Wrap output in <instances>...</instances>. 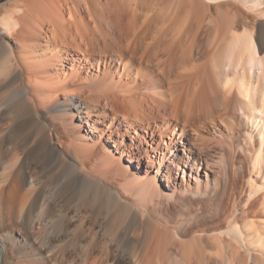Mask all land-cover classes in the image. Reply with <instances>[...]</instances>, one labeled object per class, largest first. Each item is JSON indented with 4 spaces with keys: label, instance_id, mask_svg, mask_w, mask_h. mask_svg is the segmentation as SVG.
I'll return each instance as SVG.
<instances>
[{
    "label": "bare ground",
    "instance_id": "bare-ground-1",
    "mask_svg": "<svg viewBox=\"0 0 264 264\" xmlns=\"http://www.w3.org/2000/svg\"><path fill=\"white\" fill-rule=\"evenodd\" d=\"M194 47L208 51L199 64ZM221 54L260 79L229 81L221 113L212 79L204 114L195 99L168 102L166 81L171 95L195 93ZM255 130L264 163V0L0 4V264H229L248 256L236 242L264 254V179L241 208L243 233L229 210L225 229L205 214L188 240L181 225L195 214L170 225L162 215L178 192L199 191L202 172L208 186L235 134ZM210 143L221 147L209 161Z\"/></svg>",
    "mask_w": 264,
    "mask_h": 264
},
{
    "label": "rangeland",
    "instance_id": "rangeland-1",
    "mask_svg": "<svg viewBox=\"0 0 264 264\" xmlns=\"http://www.w3.org/2000/svg\"><path fill=\"white\" fill-rule=\"evenodd\" d=\"M9 1H11V0H9ZM7 2H8V0H0V4H4V3H7ZM93 19H95V17H92V18L89 17V26L88 27H90V29L91 28L92 29L95 28V25H94L95 23L93 24V21H94ZM113 30H114V28L110 27V31H107L109 34H111L110 36L114 35V31ZM101 32H102V38H104V39H102V41H101V36L97 35L98 36L97 42H99V44H101V45H104L106 43L109 44L108 35H106L105 29L103 31H101ZM77 37H78V39H81L80 34ZM104 41H106V42H104ZM193 53L196 54L195 63L199 64L200 62L204 61L205 56L207 55L208 51H207V48H205V47L197 48V49H196V47H194L193 48ZM195 54H194V56H195ZM225 58L226 57L224 56V54L223 55L221 54L220 58L215 62L216 64L215 63L213 65L209 64L210 70L208 71V73H210V72H212V73L207 75L208 73L205 71V74L206 73L207 74L205 75V77L203 76L204 77L203 79L205 81L202 80V83H203L202 84V88L200 89L198 87L196 89L195 93H194V91L190 92V94L191 93L195 94V95L192 94V97H191L190 94L187 95V93H186L187 91H186L185 87L183 88L184 91L182 90L181 87L177 90V92L181 93L182 96L181 95L179 96V94H173V93L171 95V93H170L171 91H169V87H168L169 85H168V83L166 81L164 89H165V91L169 92V93L166 92L167 97H168L167 98L168 102L170 101L169 103L171 105H172V102H173L174 103L173 106L175 104L176 105L180 104V106H182L183 103H186L187 101L195 99L196 102L199 104V107L201 109L200 113L204 114V111L207 110L206 109V104L208 103L206 101V97H207L206 95L207 94L212 95V93H211V91H210V89L208 87V82H210V80L208 81L207 79H212V81L214 80V82L217 84L218 89H220V93H221V96H220V100L221 101H220V105H219V107L217 109V112H219V113L223 112L222 104L225 101L224 97H225V94H226V90H228L227 87H229V86L225 87V85H228L229 81H230L229 82L230 84H231V82L233 80H235V82L237 83V81H238L237 79H239L238 77L242 75L241 72H243V74H244L243 76H245V78H242V79H244L243 81H245V82L246 81L249 82L251 80V82L254 83L256 80H259L260 77H261V76L257 75L259 73H257V74L254 73L255 71L257 72V70H255L254 68L249 69L252 72L251 73L248 70V68H250L248 65H244L242 67L241 65H237V64H235V62H233V63H230L229 64L230 66H229L228 64H226ZM211 64H212V62H211ZM225 65L226 66L228 65V66L226 67ZM246 66H248V67H246ZM232 67H234V68H232ZM247 79H249V80H247ZM262 79L263 78H261V80ZM184 81H186V80H184ZM206 81H208V82H206ZM184 83H185V86H186L187 85L186 82H184ZM204 83H206L207 85H205ZM249 85L250 86L247 85V88L248 89L250 88L248 91H249V93H251V92H253L251 90L252 85L251 84H249ZM236 87L237 86L234 87V91L237 92V93L241 92L242 89L241 90L239 89V91H238V89ZM256 89L257 88H255V90ZM180 90H182V91L180 92ZM198 93H200V94L198 95ZM177 96L180 97V98L177 99ZM257 98L258 97L255 96L254 100L257 101L256 100ZM186 99H188V100L186 101ZM176 101L178 103H176ZM242 116H243V114L241 113V111H239L238 113H236L235 119L238 121V120L242 119ZM218 117H219L218 113H215L214 115L209 116V118H211V120L213 119V121L215 123H218V120H217ZM203 123H204L203 125L205 127V128L203 127L204 129H206L208 127L209 130H212L211 126L208 125L210 122L207 123L204 120ZM239 128L242 129L241 127H239ZM235 130H234V132H235ZM248 131H250V130H248ZM223 132H225V134L228 135V133L226 131L223 130ZM240 132L242 133V131H240ZM203 133L205 134L206 132L204 131ZM250 133L252 135V138H244V136H242V135L235 134L236 137L231 138V140H229V141H231L233 143V147H231L230 150L225 151V154H226L225 155V160H226L225 167L226 168L224 166H222L221 164H220V166H217V165L215 166L214 163H213L214 161L211 162V164H212L211 165L212 166L211 169H212L213 172L211 173V172H209L207 170V174L209 176V178H208V186H204V184L206 182L205 181L206 178H205L204 173L200 172L201 174H199V176H198L199 179L196 178V181L199 182V184H200L199 185V187H200L199 191H197L194 194V193H191L190 191L189 192H183V191L180 190L181 192H178L179 194L174 195L173 198H171V199L169 198L166 201V203H164V205L162 207V210H163L162 211V215L165 218L164 223L166 225H170V224H174V223L176 224L177 222L179 223L181 217H182L181 219H185L186 217L189 218L190 215L192 216V215L195 214L196 217L194 219V223L191 222L190 225L188 224V222H187L188 225L186 223H183L184 225L183 224L182 225L179 224V225H181V229L183 231H186V235H185L186 240L190 239V237L193 235L191 229H194L193 226H195V224H196L195 222H197L199 224L203 223V217H205L204 216L205 214H209L210 213L212 215L211 219L213 220L212 221L213 224L215 223L214 224L215 227H218V225L222 224L223 216H224L225 212H228L227 210H229V212H232L233 215H234L233 218H232L233 222L230 225H233V226L239 225L238 227L239 228L241 227L240 231L243 233V225H244V223L248 222L249 219H248V217H246L244 214H242L240 212L242 210L241 208H244L243 204L245 203V201H247L248 196L253 195L252 192H248V191H250L249 189L254 190L253 188H255L257 183H259L262 179H264V175H263L264 174V163L262 162V160H258V161H257V159L254 160L255 159V155H254L255 143L254 142H255L256 135H257V130L251 131ZM214 137H216V136H214ZM188 139L189 140H193L194 136H189ZM211 141H213V138H212ZM229 141H227V142L229 143ZM211 145L213 146V144L210 143V146H209L210 147V149H209V154L210 155H208L209 161H210V159L212 157H214V154H216V152L220 151V147H221L220 145H217L218 148L216 146L215 147H211ZM253 145H254V147H253ZM214 166H215V168H213ZM194 171L195 172H193V174L195 176H197L196 168H195ZM178 175H179V181H180L182 173H179ZM191 176H192V174H191ZM216 179H218V180H216ZM196 181L193 179V177L190 178L189 180L186 178L185 183H186V185H189V184L195 185ZM213 181H215V182H213ZM250 193H252V194H250ZM208 197L211 198L210 199L211 201L209 200ZM222 212H224V213H222ZM235 220H236V223H235ZM241 221L242 222L244 221V222L242 223ZM127 222L129 223V220H127ZM161 222L163 223V221H161ZM241 224H242V226H241ZM227 225L228 224H227L226 219H225V221L222 224L223 229H225L224 227H227ZM228 236H229L228 239L230 238L229 240H234L235 239V238H233L232 234H229ZM239 246H240V244H237V242L233 243V245H232V248H233V251H234L235 255L238 253V251H240V253L241 252H243V253L246 252L247 255H248L247 259H245L243 257L242 258L243 260L241 259L239 261L236 258H235L236 259L235 260V259H233L234 258V255H233L232 261H229V264H255V261H252V259H251L252 256H257L259 258L264 259V254H262L260 251L252 250L250 248V246H249L248 249L250 251V254L252 255L251 256L250 254H248L249 251L247 252L248 249H246L245 246H242V247H239ZM258 264H260V262Z\"/></svg>",
    "mask_w": 264,
    "mask_h": 264
}]
</instances>
